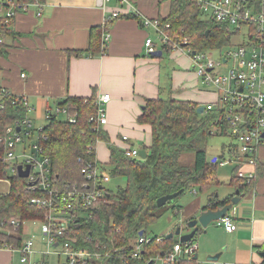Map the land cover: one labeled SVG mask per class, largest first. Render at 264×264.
<instances>
[{"label":"crops","instance_id":"crops-1","mask_svg":"<svg viewBox=\"0 0 264 264\" xmlns=\"http://www.w3.org/2000/svg\"><path fill=\"white\" fill-rule=\"evenodd\" d=\"M100 1L45 0L39 8L32 4L14 11L8 29L15 36L0 37V44L6 47L5 55L0 57V88L26 96L34 108L30 113L43 116L45 110L66 99H81L84 105L93 106L101 95L107 94L110 99L104 105L106 123L100 128L107 133L113 146L121 150L132 147L141 150L150 145L151 137L148 125L138 123L147 100L187 101L199 108L215 102L217 93L199 83L187 53L162 45L153 28L142 24L145 19L160 22L166 18L170 0H125L121 4L118 0L102 4ZM113 12L119 16L105 24V19ZM98 26H107L100 38L101 47L105 44L104 51L99 56H90L86 52L90 31ZM105 34L108 37L104 41ZM147 38L154 41L153 55L146 54ZM122 137L128 140L122 141ZM226 154L225 148L217 157ZM255 156L252 187L241 192L239 204L227 215L236 230L226 232L218 222L215 227L210 225L205 233L199 229L197 236L201 232L202 235L199 242L195 240L197 257L201 254L206 259L219 253L217 264H264L261 257L264 248V146L257 149ZM108 159L106 144L98 142L95 160L102 174H108L105 167ZM238 166L235 169L238 170ZM231 180L232 177L217 179V184L203 191L204 199L184 215V223L194 220L210 197L222 202L234 197L237 187ZM180 207L179 213L183 216ZM23 223L21 243L32 238L36 253L29 262L51 264V258L56 257L53 264H58L57 256L49 253L53 252L52 248L45 256L41 254L48 250L40 234L41 225L31 220ZM26 223H31L32 227L25 229ZM185 233L187 229L181 232ZM19 259L18 253L0 247V264H21Z\"/></svg>","mask_w":264,"mask_h":264},{"label":"trees","instance_id":"trees-1","mask_svg":"<svg viewBox=\"0 0 264 264\" xmlns=\"http://www.w3.org/2000/svg\"><path fill=\"white\" fill-rule=\"evenodd\" d=\"M35 2L44 4L45 0H0V37L15 36L8 29L11 18H7L5 14L11 5L13 11H19ZM169 8V15L160 19V24L169 25L167 32L173 42L186 39L188 48L204 51L219 49L232 41L229 25L201 18L194 0H170ZM106 29L107 26L91 29L89 48L86 51L90 56L103 53L100 38L101 32ZM5 52L6 47L0 44V57ZM11 102V99L1 102L0 139L6 135V128L27 116L24 108ZM58 106L66 107L69 114L77 112L78 118L75 124H69L52 117L43 125L41 133L47 138L40 146L51 163L49 175L53 179L52 188L60 193L73 186L88 184L81 171L87 163L97 162L95 149L98 142L105 143L109 150L110 168L107 175L126 179L125 185L119 186L115 192L103 190L104 196L99 207L89 219L78 217L68 231L60 236L59 243L66 240L74 248L98 253L99 258L90 264H145L157 254L169 252L178 238H148L145 232L168 210L179 214L181 207L175 201L180 195L193 190L194 186L203 192L209 186L217 184V178L214 177L217 165L211 162L212 157L210 160L206 158L207 139L213 135L211 124L216 115L196 113L197 107L192 102L147 100L138 123L148 125L151 137L150 145L141 147L147 155L141 160L127 158L123 150L110 144L108 135L102 128L88 121L89 115L95 112L92 105H84L81 99L70 98L61 101ZM183 153H193L191 168L179 164V157ZM234 172L236 173V169ZM0 177H4L2 170ZM8 179L11 181L9 193H0V222L14 219L21 223L41 220L45 211L29 202L32 197L39 195L26 190L25 180L17 174ZM253 181L254 179L245 184L233 175L231 183L240 192H246L252 187ZM176 193L179 195L175 199L167 201L163 207L157 206V199ZM228 200H224L223 204ZM215 201V198L210 197L207 203L211 206L222 205ZM139 231L143 232L142 235L149 242L143 245L141 256L134 259L131 256L132 246ZM195 238L190 242H195ZM4 245L19 248L21 239L0 232V247ZM180 264L197 263L183 260Z\"/></svg>","mask_w":264,"mask_h":264},{"label":"built area","instance_id":"built-area-1","mask_svg":"<svg viewBox=\"0 0 264 264\" xmlns=\"http://www.w3.org/2000/svg\"><path fill=\"white\" fill-rule=\"evenodd\" d=\"M109 1L101 0L100 3ZM118 1L120 4L125 2V0ZM194 1L201 18L227 23L232 39L236 37L238 41L230 42L219 49L199 51L188 48L186 39L180 42L171 41L167 35L168 24L162 26L159 20L146 19L142 21V24L153 28L156 38L162 45L170 46L172 51L187 53L199 83L217 93L218 99L206 104L203 112L216 115L211 124L212 134H225L232 139L234 145L226 148V156L215 157L212 163L219 168L241 165L244 169L238 166L235 177L248 184L255 177V153L258 148L264 146V0ZM33 5L40 7V4L36 2ZM12 7L13 5L5 13L7 18H12L15 14ZM118 16L119 13L113 12L105 19V24ZM107 37L108 35L105 34L103 40L105 41ZM144 45L146 54L153 55L154 41L147 38ZM223 66L228 67L226 72H222ZM24 77L25 75H21V78ZM5 99H11V104L24 108L26 115L34 110L26 96H18L0 88L1 108L3 107L1 102ZM109 99V95L103 94L94 102L96 112L90 115L89 122L99 127L106 123L104 105L109 102ZM58 114L65 117V121L69 124H75L78 118L77 112L69 114L66 107L58 105L45 110L43 117L49 120ZM17 128L19 131H16ZM42 129L43 126L34 129L28 116L6 128V135L0 139L2 152L0 170L4 176L0 177V183H5L7 187L3 194L9 193L11 181L8 178L17 174V167L20 165L22 170H25L29 165L27 177L21 179L25 180L26 190L39 195L32 197L29 202L45 211L41 220H31L41 225L40 234L48 246V250L41 254L45 256L49 248H52L53 252L49 251V253L57 256L60 261L58 264H90L91 261L99 258L98 253L74 248L66 240L59 243V239L78 217L89 219L93 211L99 207V202L104 196L101 184L103 181H108L109 176L101 173L97 162H89L81 171L88 184H83L81 187L73 186L60 193L54 190L53 179L49 175L51 163L40 146V143L47 138L41 133ZM126 140H128L126 137H122V141ZM16 146H20L19 152H16ZM123 151L127 158L140 159L139 149L132 147ZM246 167H248L247 171ZM24 225L23 222L15 219L8 222L1 221L0 232L19 237ZM218 225L226 232L232 233L236 230L234 222L227 216L220 219ZM148 242L149 239L143 235L138 236L132 246V258H139L143 253V245ZM2 248L18 253L21 264H44L42 261L29 262L30 258L36 254L32 238L22 241L19 248L7 245ZM197 251L195 242H177L169 252L164 255L157 254L145 264H180L183 260H192Z\"/></svg>","mask_w":264,"mask_h":264},{"label":"rangeland","instance_id":"rangeland-1","mask_svg":"<svg viewBox=\"0 0 264 264\" xmlns=\"http://www.w3.org/2000/svg\"><path fill=\"white\" fill-rule=\"evenodd\" d=\"M235 41H238V38L232 39L231 43H234ZM226 48V47H225ZM191 65V62L190 64ZM227 66L222 67V72H226ZM37 113V112H36ZM36 113H28V118L32 121L33 123V128L38 129L39 127L45 125L47 123V120L43 118V115H37ZM202 115V114H200ZM38 117V118H37ZM56 117L59 120H62L65 118L61 114L56 115ZM234 145V142L232 139L225 135H218V134H213L207 139V147H206V158L207 160H210L211 157H217L218 155L221 154L222 149L230 147ZM16 152L20 151V146H16ZM226 156V155H225ZM194 158H193V153H183L179 157V164L183 167L186 168H191L193 166ZM212 162V159H211ZM105 166V165H104ZM107 170H109V166H105ZM235 167L232 165L229 166H224L223 168L216 167L214 177L217 179H223V177H233L235 175ZM109 176V175H108ZM219 177V178H218ZM108 181H103L101 186L103 190L107 189L110 191L115 192V190L120 186H124L126 183L125 177H114L112 178L109 176ZM7 190L6 184L5 183H0V193H4ZM197 192V194H193V192ZM205 194L200 191V188L197 186H194V189L188 192H185L184 194L179 196V199L175 201V204L177 206H182L183 209V216L181 214H175L172 212V210H168L164 215L156 220L153 224L150 225V227L146 230L145 235L148 236V238L153 237V236H164L165 234L168 235V233H173L177 228H181V232L186 229V224L188 221L184 223V218L190 210L191 207L195 204L198 203L201 199H204L203 197ZM28 224V223H26ZM216 223H212L215 227ZM29 227H32V224L29 223L28 225L25 226V229H29ZM34 227L39 228V225H35ZM207 230V229H206ZM203 232V231H202ZM202 232L195 238L199 242V237L202 235ZM177 237H174L173 239L175 240ZM54 258V257H53ZM51 258V264L54 263V259L56 258ZM56 262V259H55ZM196 263L198 264H206L205 263V258H202L201 254H198ZM156 264V263H155Z\"/></svg>","mask_w":264,"mask_h":264},{"label":"water","instance_id":"water-1","mask_svg":"<svg viewBox=\"0 0 264 264\" xmlns=\"http://www.w3.org/2000/svg\"><path fill=\"white\" fill-rule=\"evenodd\" d=\"M207 32L205 33V35ZM203 112V107H199L196 109V113L202 114ZM16 131H19L17 128ZM146 152L144 150L139 151V158L141 160H144L146 158ZM29 171V165L26 166L25 170H22V166L17 167V175L19 178H26L28 175ZM101 189V187H100ZM179 193L176 194H171V195H164V197H161L157 199L156 204L158 207H163L167 201H172L175 199ZM242 196V193L239 190H236L235 196L229 199L227 201L228 203H224L222 201H215L220 202L222 205H216V206H211V204L207 203V206L204 208H201L197 216L195 217L194 220L189 221L186 224V229L188 230V233L181 234L180 228H177L173 233H168V235L165 236V239L170 240L173 237L178 238L179 243H185L193 240L195 238L196 232L201 229L203 230V233H205L206 229L212 224L218 222L220 219L225 218V216L228 215V213L232 210V208L235 205L239 204L240 197ZM143 232L139 231L137 235L142 236ZM220 257L219 253H216L214 255L208 256L205 259L206 264H213L217 263L218 259ZM261 257L263 258L264 261V248L261 252ZM197 260V253L194 255L192 258V261L196 262Z\"/></svg>","mask_w":264,"mask_h":264}]
</instances>
